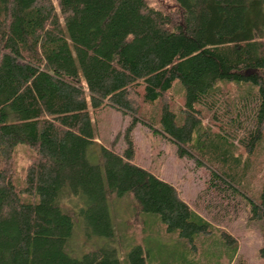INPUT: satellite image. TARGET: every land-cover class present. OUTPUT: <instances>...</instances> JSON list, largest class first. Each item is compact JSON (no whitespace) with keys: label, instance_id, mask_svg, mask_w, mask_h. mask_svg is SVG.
Returning a JSON list of instances; mask_svg holds the SVG:
<instances>
[{"label":"trees","instance_id":"16d2710c","mask_svg":"<svg viewBox=\"0 0 264 264\" xmlns=\"http://www.w3.org/2000/svg\"><path fill=\"white\" fill-rule=\"evenodd\" d=\"M173 2L175 14L148 0H0V264H122L111 196L132 197L150 216L145 234L155 227L174 243L151 233L126 264L152 262L155 246L167 264L236 261L229 233L136 163L138 124L208 169L210 189L244 198L264 225V180L257 195L248 182L251 157L264 153V0ZM229 84L236 101L225 99ZM137 98L153 110L138 113ZM249 107V126L236 124ZM106 108L132 116L120 153L96 142L92 114ZM21 149L23 176L9 172ZM78 225L81 254L71 244Z\"/></svg>","mask_w":264,"mask_h":264},{"label":"rangeland","instance_id":"374dc122","mask_svg":"<svg viewBox=\"0 0 264 264\" xmlns=\"http://www.w3.org/2000/svg\"><path fill=\"white\" fill-rule=\"evenodd\" d=\"M150 6L162 9L168 14H175L177 7L173 0H148ZM225 88V99L232 102L240 96V91L229 84ZM175 91L174 102L176 106L182 105L181 92ZM137 101V102H136ZM138 113H150L153 109L145 106L137 98ZM242 111L239 124L248 127L251 123L253 111ZM226 110V108H225ZM224 108L220 110L218 117L225 123L228 120ZM95 122L97 144L114 148L121 152L125 148L124 132L131 123L132 116L125 115L123 112L113 108H106L101 112L92 114ZM218 121L212 114L205 113L204 125L211 127L213 131L217 129ZM224 126H227L224 125ZM242 133H240L241 135ZM133 138L136 143V163L152 171L162 179L171 182L181 198L195 209L203 218L210 222L219 232L229 233L235 240L238 247L236 261L232 264H261L263 260L260 257V250L264 247V225L262 222L252 217L251 208L245 199L231 194H221L210 189V174L208 169L199 168L196 162L191 159H181L177 153V147L168 139L161 135L154 134L149 127L138 124L133 132ZM241 152H244L241 150ZM246 158L245 152L243 153ZM254 160V169L248 178L252 195H257L264 180V153H259L251 157ZM29 164L27 153L24 149L17 152V155L11 164V170L14 174L23 176L25 168ZM111 212L114 217L117 231V247L119 250L122 264H126L127 254L135 243L144 245L149 240L151 233L159 240V244L172 243L161 235V230L151 228L145 234V220L150 216L140 215L137 212L132 197L124 198L110 197ZM85 238L82 226L78 225L77 231L72 239V247L81 254L85 248ZM166 242V243H164ZM93 241L91 242V244ZM100 244V243H96ZM95 244V246H96ZM154 246V245H153ZM153 256L156 258L146 264H167V257L161 255L160 246L153 248ZM198 250L201 246L198 244ZM223 264H230L227 259H222Z\"/></svg>","mask_w":264,"mask_h":264},{"label":"crops","instance_id":"0c3cea01","mask_svg":"<svg viewBox=\"0 0 264 264\" xmlns=\"http://www.w3.org/2000/svg\"><path fill=\"white\" fill-rule=\"evenodd\" d=\"M145 169H147V168H145ZM164 180V179H163ZM166 181V180H165ZM168 182V181H167ZM170 184H172L171 182H169ZM173 185V184H172ZM155 238V237H154Z\"/></svg>","mask_w":264,"mask_h":264}]
</instances>
